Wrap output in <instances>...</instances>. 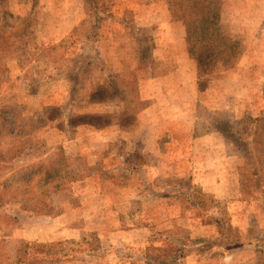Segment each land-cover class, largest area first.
<instances>
[{
    "label": "rangeland",
    "instance_id": "374dc122",
    "mask_svg": "<svg viewBox=\"0 0 264 264\" xmlns=\"http://www.w3.org/2000/svg\"><path fill=\"white\" fill-rule=\"evenodd\" d=\"M0 264H264V0H0Z\"/></svg>",
    "mask_w": 264,
    "mask_h": 264
},
{
    "label": "trees",
    "instance_id": "16d2710c",
    "mask_svg": "<svg viewBox=\"0 0 264 264\" xmlns=\"http://www.w3.org/2000/svg\"><path fill=\"white\" fill-rule=\"evenodd\" d=\"M208 28H209V27H207V28L205 29V31H206ZM56 171H57V170H55V172H56ZM212 243L215 244L216 246L219 245L218 240H216V241H212ZM32 246H35V248H37V249H42V248L47 247V245H45V244H34V245H32ZM232 246H233V245H231V244H229V243L221 244V247L224 248L225 251H226L228 248L232 247ZM240 246H241V244H240ZM184 254H185V251L183 250V251L179 252V253L175 256V258H174L173 256H171V258H172L173 260H176V258L179 259V258H181Z\"/></svg>",
    "mask_w": 264,
    "mask_h": 264
}]
</instances>
